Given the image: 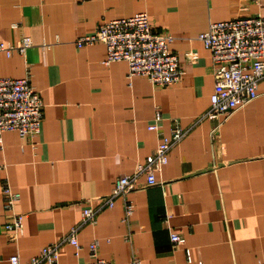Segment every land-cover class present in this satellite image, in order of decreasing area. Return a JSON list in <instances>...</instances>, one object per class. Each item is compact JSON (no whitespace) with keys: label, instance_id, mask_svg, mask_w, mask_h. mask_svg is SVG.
<instances>
[{"label":"crops","instance_id":"0c3cea01","mask_svg":"<svg viewBox=\"0 0 264 264\" xmlns=\"http://www.w3.org/2000/svg\"><path fill=\"white\" fill-rule=\"evenodd\" d=\"M145 12L152 28L169 34L182 79L166 87L128 78L124 61L105 63L106 47L75 40L105 21ZM264 16V0H0V42L24 36V55L0 52V77L23 78L42 97V129L35 137L6 131L0 144V264L17 254L28 264L81 220L85 206L111 192L116 177L132 174L153 154L162 132L192 129L155 171L158 184L131 191L103 209L65 245L59 264L91 261L89 245L112 264L264 263V80L258 97L227 118L202 119L214 91L211 54L198 36L210 23ZM145 177L141 178V181ZM20 194L23 229L14 240L4 228L2 187ZM177 233L182 243L171 241Z\"/></svg>","mask_w":264,"mask_h":264},{"label":"built area","instance_id":"2783aa9c","mask_svg":"<svg viewBox=\"0 0 264 264\" xmlns=\"http://www.w3.org/2000/svg\"><path fill=\"white\" fill-rule=\"evenodd\" d=\"M249 4H259L261 0H241ZM198 39L210 52L213 63L214 91L210 106L199 117L202 119L227 118L238 108L256 99L259 83L264 80V16H237L228 20L210 23L207 31ZM173 38L152 28L147 13L140 12L131 17L102 22L94 32L75 40L77 47L102 43L106 47V64L124 61L128 65V78L143 76L156 86L166 87L182 79L179 57L172 51ZM32 46L30 37L24 36L16 44L0 42V52L7 57L14 53L24 55ZM44 115L41 94L35 90L30 75L23 78L0 77V144L6 131H15L21 137H35L40 134ZM162 115L156 112L148 129L159 134L160 142L152 155L137 166L132 174L116 177L111 192L96 198L99 206L83 208L80 222L72 227L60 241L42 247L28 264H59V253L63 246L71 245L78 255L81 246L78 233L86 224H93L96 216L105 208L114 206L118 198H123L124 219L127 220L133 205L127 194L158 184L155 171L168 161L171 149L192 129L175 126L170 135L162 132ZM3 166H0V172ZM145 180L141 181V178ZM4 209L6 211L5 230L11 239L21 234L23 215L16 211L20 194L13 191L6 181L2 187ZM171 241L182 243L177 233L171 234ZM98 243L89 245L91 261L81 264H112L97 255ZM10 264H21L17 254L9 258ZM130 264H142L133 256ZM264 264V263H262Z\"/></svg>","mask_w":264,"mask_h":264}]
</instances>
